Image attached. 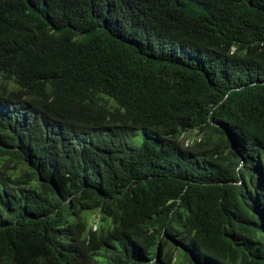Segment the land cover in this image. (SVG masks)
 Here are the masks:
<instances>
[{"label": "trees", "instance_id": "trees-1", "mask_svg": "<svg viewBox=\"0 0 264 264\" xmlns=\"http://www.w3.org/2000/svg\"><path fill=\"white\" fill-rule=\"evenodd\" d=\"M0 264H264V0H0Z\"/></svg>", "mask_w": 264, "mask_h": 264}]
</instances>
